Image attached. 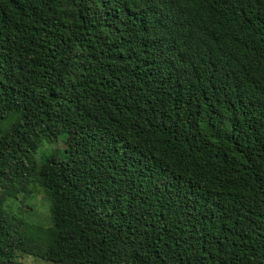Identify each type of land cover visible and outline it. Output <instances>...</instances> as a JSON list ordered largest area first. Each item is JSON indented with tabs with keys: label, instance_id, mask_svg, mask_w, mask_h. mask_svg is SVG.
Returning a JSON list of instances; mask_svg holds the SVG:
<instances>
[{
	"label": "trees",
	"instance_id": "trees-1",
	"mask_svg": "<svg viewBox=\"0 0 264 264\" xmlns=\"http://www.w3.org/2000/svg\"><path fill=\"white\" fill-rule=\"evenodd\" d=\"M35 194L49 226L8 205ZM24 256L264 264V0H0V264Z\"/></svg>",
	"mask_w": 264,
	"mask_h": 264
},
{
	"label": "rangeland",
	"instance_id": "rangeland-1",
	"mask_svg": "<svg viewBox=\"0 0 264 264\" xmlns=\"http://www.w3.org/2000/svg\"><path fill=\"white\" fill-rule=\"evenodd\" d=\"M46 147H50V145L46 144ZM8 205L16 214L31 224L41 226H49L51 224L50 204L43 196L35 194V196H30L27 200H24L22 196L19 200L9 199ZM20 261L25 264H47L33 256H24L20 258Z\"/></svg>",
	"mask_w": 264,
	"mask_h": 264
}]
</instances>
